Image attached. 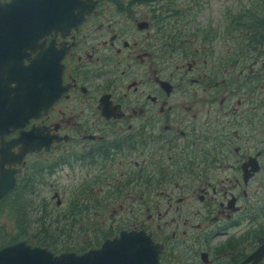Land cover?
Returning <instances> with one entry per match:
<instances>
[{"label":"flooded vegetation","instance_id":"af4514ba","mask_svg":"<svg viewBox=\"0 0 264 264\" xmlns=\"http://www.w3.org/2000/svg\"><path fill=\"white\" fill-rule=\"evenodd\" d=\"M97 1L93 12L78 28L52 30L39 40V45L25 46L26 54L16 56L18 63L22 59L21 64L27 66L22 82L25 104L21 111L10 112L0 120V164L16 168L15 175L20 180L31 165L42 163L46 164L44 167H59L62 162V168L71 158L74 162L69 166L74 164L73 169L78 162L98 169L96 174L92 170L87 172L82 178L83 183L121 182L111 169L124 164L125 157L134 154V169L130 170L129 181L136 184L145 181L157 188L155 196L169 200L166 209L153 210L157 214L156 228L185 215L182 232L158 236L152 229H147L163 244L160 264H165V258L168 260L169 247L181 252L182 259L188 264H264V256L256 263L244 262L264 243V235L259 236L262 241L251 250L242 253L238 250V237H248L254 227L264 229L263 221L256 223L264 216V211L257 209L260 200L253 197L241 204L244 196L250 195L251 180L264 165V146L251 147L241 143L231 147V141L240 136L241 130L255 129L256 116L249 114V103L257 100L260 108V102L264 101V47H258L256 57L251 58L248 46L229 44V40L233 42L234 33L225 36L227 41L217 40L219 35L214 36L209 54L219 51L225 53L228 60L230 53V68L235 69L231 70V76L228 66L222 75V66L218 63L211 62L208 66L207 58L201 62L196 57L198 49H195L189 53L192 61L182 64L185 68L177 64V70H171L168 77L154 61L159 63L161 59L172 67L176 45L179 51L182 49V41L174 43L169 35L171 19L156 22L164 12L167 17L172 15L169 8L164 9L156 3L149 5L154 11L153 17L136 18V30L127 29L134 35L138 30L147 31V36L143 39L137 35L132 42L128 37L122 39L118 33L108 34V29L100 22L105 16L102 3L106 2ZM199 1L196 4L199 5ZM193 9L186 11H193L191 13L195 15L194 11L199 9ZM217 41L224 45L215 46ZM132 47L135 51L140 47V51H131ZM125 49H129L128 67L117 74L115 70L117 64L123 62ZM159 51L163 56L158 54ZM143 55L150 57L145 68L141 63L145 59ZM0 57L7 61L12 56L1 54ZM17 62L5 63L4 67L11 68ZM12 85H16V81ZM208 88H211L209 93L204 94ZM258 91L263 93L261 98ZM186 97L190 98L186 104L185 100L181 103L180 99ZM196 115L200 121L191 125L180 126L175 120L177 116L187 119ZM232 123L236 128L229 130ZM32 128L36 131L29 133ZM23 134L29 141L34 140L39 148L22 154ZM127 138L130 139L125 142L131 148L120 149L119 141ZM233 150L237 157L229 163V151L233 153ZM181 162H184L186 172H194L192 167L204 162L213 165L217 171L229 169L233 173L215 181L208 174L205 178L200 175L203 184L198 189V200L204 206L183 207L180 204L185 202L184 197L172 196L173 189H165L163 185L179 176L175 175V165ZM155 173L157 183L153 185ZM121 176H126L124 170ZM90 188L94 191L93 185ZM117 193H122L120 186ZM151 195L154 201L155 196ZM139 196L142 199L145 195L140 192ZM174 200L176 205H173ZM172 211H176L177 216L167 218ZM213 211L215 215H211ZM242 212L248 213L255 226L252 224L251 229L237 233L235 229L246 218L240 216ZM165 216L166 219L160 222ZM204 219L214 224L201 228L199 233L188 229L189 220L196 222L193 225L199 228L200 220ZM118 227L108 237L117 235L121 229H130Z\"/></svg>","mask_w":264,"mask_h":264},{"label":"rangeland","instance_id":"374dc122","mask_svg":"<svg viewBox=\"0 0 264 264\" xmlns=\"http://www.w3.org/2000/svg\"><path fill=\"white\" fill-rule=\"evenodd\" d=\"M180 1V4L187 8V6H190L193 8L197 7L199 10L194 11L196 20L193 25L184 23L183 30L180 32L181 39H186V37L192 38V41L190 42L191 48H182L181 51L174 50L173 52V62L172 67L168 66L166 61H163L159 59L155 60L154 63L157 64L159 69L162 70V72L166 76H170L171 70H177L175 66L178 64L180 67L185 68L186 66H182V64H187L188 61L191 60V55L189 54L191 51L198 49V53L196 54V57L203 62L205 58L209 60V64L218 63L222 66V75L225 72V67H229L230 76L232 75V71L235 69L230 68V63H227L226 54L222 53L220 54L219 51H216L218 53L216 54H209L210 53V45L212 44V38L214 36H221L217 40H226L225 36L231 35L234 33L233 42L229 40V44L237 45L239 47H245L242 45L243 41L247 40V37H245L242 33H244L246 36H252L254 33V26L256 25V18L251 16L250 12H247L243 15H241L239 18L232 17V15H240L241 12L248 7L246 5L252 0H178ZM197 1H199V5L196 4ZM264 0H261V2ZM106 3H102V14H105L104 18L100 20L101 23L104 24V28L108 29V34L110 33H118L120 34V37L127 38L130 41H134V39L137 37V35L140 36V38H146L147 31H137V35L131 34L128 32V30L135 31L136 30V22L135 19H143L144 18H151L152 13L154 11L151 10V6L147 5H134L132 7H128L127 5L123 8H119L116 2L109 1ZM168 1H162V3H156L159 6H161L164 9H167L166 7ZM263 8L262 11H264V4H262ZM173 6V5H170ZM260 9V8H259ZM230 12H233L231 14ZM248 14V15H247ZM161 16H166V12L162 13ZM170 16L171 23L169 26L170 33L172 32V29L174 31H177L179 26L175 25L174 17ZM228 19V21H227ZM227 21V22H226ZM226 22V23H225ZM155 24V21H153ZM166 24V21H164ZM182 24V23H181ZM175 25V26H174ZM220 25V26H219ZM219 26V27H218ZM103 26L100 28V31L102 30ZM131 28V29H130ZM90 29V28H89ZM128 29V30H127ZM152 32V31H151ZM197 33V34H196ZM107 35V34H106ZM143 35V36H142ZM132 38V39H130ZM235 39V40H234ZM144 41V40H143ZM227 41V40H226ZM228 44V45H229ZM215 46L224 45V43H214ZM258 47H261V45H258ZM135 47L131 48V51H140V47L137 48L135 51ZM187 50V52H185ZM128 52L129 49H125L123 51V62L117 64V69L115 72L117 74H120L122 72V69L127 68V62L128 59ZM158 54L162 55V51H159ZM257 55V54H256ZM255 55V57H256ZM200 56V58H199ZM264 57V53L262 54ZM115 56L112 58V61H115ZM145 58L142 63V68H145L148 65V61L150 60V57H147L143 55ZM190 59V60H189ZM138 61L139 58H136ZM260 60V59H259ZM199 62V61H197ZM259 66L260 65H256ZM147 69H149L147 67ZM144 70V69H143ZM211 88H208L204 91V94H208ZM259 94V98L263 95L261 91L257 92ZM189 100V97L181 98L180 102L186 104V100ZM247 104V103H246ZM257 100L255 102L249 103L250 113L249 114H255V129L253 130H241L240 136L236 137L231 141V147L234 148V146L239 145L241 143H245L247 146L251 147H263L264 146V101L262 100L260 102L261 107L258 108L257 106ZM182 106H180L181 108ZM179 108V109H180ZM194 110V108H192ZM225 109V108H224ZM226 119L228 116L225 117ZM232 118V117H231ZM176 123L180 126H184V123H188V125H191L193 122L200 121V117L196 115L193 118H189L185 116H177L175 118ZM134 123V122H133ZM233 128V130L236 128V124L232 123L229 125V130ZM232 130V131H233ZM230 131V132H232ZM111 135H114L113 133ZM249 137V139H248ZM244 146V145H243ZM250 150V149H249ZM252 151V150H251ZM250 151V152H251ZM230 153L231 158L229 159V163L233 162L234 159L237 157L234 150L233 153ZM245 154V153H244ZM43 158V157H42ZM134 154H131L129 156L125 157L124 164L122 165H116V167L112 168L111 170L115 173L116 177L121 178V182L117 181H98L96 183L91 185L95 186L94 192H88L87 190L83 193V182L82 178L86 176L87 172H90L91 170L95 172V174L98 172L97 168H88L87 166H82L79 162L75 164V168L73 169V165H67L62 168H59L58 166H50V167H44L46 164H36L35 166H30L29 171L23 174V176H27L29 174H37L36 182H30L33 186V192H36V194L39 195L40 201L42 198H46V200L53 206H51L54 209H59V211L54 210L55 217H57L58 213L61 211L67 210L68 202L70 199H75L79 204L74 208L76 212H81L82 216L79 219L76 229L82 227L83 225H87L91 228V232L89 236L96 233V231L101 229H108V231L112 230V226L116 227H133L134 225L139 228H146V229H152L155 234L158 236L161 235H167L171 234L173 231L182 232L185 228L182 224L183 218L185 215H182L181 219H176L174 221H170L168 224H164V227L156 228V221L157 220V214L156 212H153V210L159 209L164 210L169 206V200L166 197L162 196H155V192L157 188L154 186H151V184L142 181V184L138 183H132L129 181L130 177V170L134 169ZM42 160V159H41ZM69 163H73L74 161L72 159H68ZM179 168L183 170H178ZM175 176L174 179L170 182L163 183V185L166 187L165 189H173L172 196H179L184 197V203H181L180 205L183 207L190 206V208L194 207H202L204 206V203L200 202L198 200V195L200 191L198 190L199 187L203 184V180L200 179V175H202L205 178V175H209L210 178L215 181L216 179H220L222 177H225L227 175H231L233 172L229 169H222L220 171H217V169L210 164L202 163L201 166L196 165L193 166L192 169L194 172H186L184 162H181L179 164L175 165ZM200 169V174L198 175ZM125 171L126 176H121L122 171ZM79 174V176H77ZM157 173L154 174V184L157 183ZM182 175V176H180ZM30 176V175H29ZM32 178V177H31ZM125 178V180L123 179ZM203 178V179H204ZM41 183V184H40ZM106 183V184H105ZM80 185V186H77ZM90 185V186H91ZM102 186V189L100 190V187ZM119 186L121 187L122 193L121 195L117 193V190L119 189ZM161 187H158L159 190ZM195 188V191L193 190ZM250 191V195L248 197L243 198L241 200V204H245L249 199L251 200L253 197L254 199H259L260 202L257 204V209L259 211H264V165L262 168L255 174L253 177V180H251V183L248 187ZM58 192V195L56 193ZM142 192L145 196L141 199L139 196V193ZM151 193L155 196V200L153 201V197ZM129 195V196H126ZM120 195V196H119ZM119 196V197H117ZM126 196V197H125ZM92 197H94L92 199ZM85 198H91L92 200H83ZM177 199V198H176ZM60 200V202L58 201ZM124 200V201H123ZM210 200V199H208ZM217 201L220 200L219 197L216 198ZM153 201V202H152ZM83 205H81V203ZM176 205V202L174 200V204ZM90 206V210L88 209ZM50 210H52L50 208ZM12 207L11 205L7 206H1L0 208V226L8 230L10 233L11 231H14L17 224L13 220L12 216ZM211 215H215V211L211 213ZM170 216H177L176 211L169 212L167 215V218ZM242 217H246L242 220V223L237 230L238 232L247 231L252 228L253 221L250 220V217L248 216V213L244 214L242 212L240 214ZM164 219H166V216L159 220L160 222H163ZM178 221H180V224L178 225ZM202 222V225L196 227V225H193V223H196L194 221H188V229L193 230L195 233H199L202 231L201 228H206L214 224V222H210L208 220H200ZM263 221L264 223V216H261L259 220H256L257 222ZM112 225V226H111ZM98 226V227H96ZM114 232V231H112ZM264 235V229H261V227H254V229L251 230V233L248 237H246V240L239 239V246L238 250L239 253L249 251L252 249L254 245L253 238H258L260 235ZM88 234H81L80 238H77L78 240L89 239L91 237H86ZM77 237V236H76ZM69 247H73V245H69ZM173 247V246H172ZM185 247V246H184ZM186 248V247H185ZM170 253L167 255L168 260L166 261L165 258V264H188L186 262V259H182V253L177 252L175 248L169 247ZM76 251V250H75ZM169 252V251H168ZM166 256V257H167Z\"/></svg>","mask_w":264,"mask_h":264},{"label":"water","instance_id":"95a60500","mask_svg":"<svg viewBox=\"0 0 264 264\" xmlns=\"http://www.w3.org/2000/svg\"><path fill=\"white\" fill-rule=\"evenodd\" d=\"M97 0H0V120L10 112H18L25 104V64L17 62L26 54L25 46L39 45V40L52 30L77 27L96 5ZM17 62L11 68L5 63ZM16 81V85L12 82ZM36 131L33 128L32 133ZM22 154L39 148L36 142L22 137ZM0 199L14 187L16 168L0 164ZM163 244L154 241L145 229H123L101 245L83 252L66 250L54 252L47 246L33 245L21 240L0 247V264H157ZM264 256V243L244 262L254 263Z\"/></svg>","mask_w":264,"mask_h":264},{"label":"trees","instance_id":"16d2710c","mask_svg":"<svg viewBox=\"0 0 264 264\" xmlns=\"http://www.w3.org/2000/svg\"><path fill=\"white\" fill-rule=\"evenodd\" d=\"M112 2H116L118 7L123 8L126 5L128 7H132L135 4L141 5H152L153 3H162L164 0H110ZM168 1L166 7L169 8V11L172 12L171 16L174 17L175 25L179 26L177 31H173L169 35L173 39L174 43H178L182 41L181 47L182 48H191L190 42L192 41L191 35L190 38L186 37V39H181L180 32L183 30L184 23H188L193 25L195 23L196 17L186 10H194L192 7L187 6L184 8L180 1L178 0H165ZM262 4L264 1L261 0H253L249 3V7L241 12V14H245L250 12L251 16L256 18V25L251 24L254 26V33L252 36H246L242 33L245 37H247L246 41L242 42V45L248 46L251 48L249 55L254 57L257 52L256 49L258 45H261L260 48L264 47V11H262ZM173 5V6H170ZM260 8V9H259ZM248 15V14H247ZM159 20L156 22L163 21L170 19V16H161L158 17ZM182 23V24H181ZM174 25V26H175ZM197 34V33H196ZM177 50V45L175 47ZM178 51V50H177ZM187 52V50L185 51ZM231 62V54H228L227 63ZM225 76V75H224ZM130 138L122 139L119 141L120 145L118 147L122 148H131L127 142ZM71 159V158H70ZM75 160V159H74ZM67 162V161H63ZM69 163V161H68ZM71 164V163H69ZM68 164V165H69ZM64 164L61 162L59 164V168ZM30 175V176H29ZM27 176H22L19 180L15 188L10 191L1 202V206L11 205L12 207V218L16 222L17 226L14 231L6 230L5 228L0 226V247L15 243L20 240H27L28 242L34 245H42L47 246L54 250L55 252H62L64 250H76L77 252L85 251L91 247H95L100 245L105 238L111 235V232L115 230L116 227L112 226V230L108 231V229H101L96 231L94 236L90 234L91 228L87 225H83L82 227L76 229V225L79 219L82 216L81 212H76L74 208L79 204L75 199H70L68 202V209L65 211H61L58 213L57 217H55L54 210L59 211V209H54L51 206L53 204L48 202L46 198H42L38 201L39 195L36 192H33V186L30 182H36L37 174H29ZM32 177V178H31ZM98 182V181H97ZM96 182H93V184ZM41 184V183H40ZM92 182L83 183L82 192L84 193L86 190L88 192H94L90 185ZM94 189L95 186L93 185ZM94 197H92L93 199ZM91 198H85L83 200H92ZM81 203V202H80ZM84 204V203H83ZM81 203V205H83ZM0 206V208H1ZM50 208L52 210H50ZM91 209L90 206L88 208ZM98 227V226H96ZM121 229V227H118ZM74 231V232H73ZM251 233V230L249 231ZM81 234H88L89 239L78 240ZM77 236V237H76ZM86 236V237H88ZM239 239L246 240V236L238 237ZM257 239H260L259 241ZM261 240L260 237L255 238L256 246ZM239 243V242H238ZM69 245H73V247H69Z\"/></svg>","mask_w":264,"mask_h":264},{"label":"bare ground","instance_id":"6f19581e","mask_svg":"<svg viewBox=\"0 0 264 264\" xmlns=\"http://www.w3.org/2000/svg\"><path fill=\"white\" fill-rule=\"evenodd\" d=\"M74 232V231H73Z\"/></svg>","mask_w":264,"mask_h":264}]
</instances>
